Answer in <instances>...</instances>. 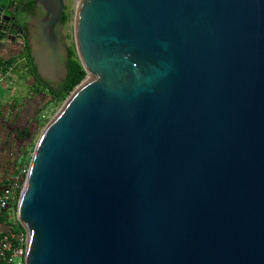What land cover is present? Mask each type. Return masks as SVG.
I'll list each match as a JSON object with an SVG mask.
<instances>
[{
  "label": "water",
  "instance_id": "water-1",
  "mask_svg": "<svg viewBox=\"0 0 264 264\" xmlns=\"http://www.w3.org/2000/svg\"><path fill=\"white\" fill-rule=\"evenodd\" d=\"M36 1L31 57L66 78L65 0ZM73 32L86 76L32 153L26 264H264V0H76Z\"/></svg>",
  "mask_w": 264,
  "mask_h": 264
},
{
  "label": "rangeland",
  "instance_id": "rangeland-1",
  "mask_svg": "<svg viewBox=\"0 0 264 264\" xmlns=\"http://www.w3.org/2000/svg\"><path fill=\"white\" fill-rule=\"evenodd\" d=\"M76 0H65L64 14L67 15L63 22V34L65 43L74 50L73 58L77 59L81 64V58L76 50L74 32H73V17L74 6ZM1 55V54H0ZM19 55V54H18ZM8 57V56H7ZM16 56L15 62L3 75V80L0 82V107H4V126L5 131H8V137L3 132L0 134V146L5 141V137L11 140L10 130L13 129V136H16V141L23 142L22 144L14 142L15 150L19 151V165L29 163L35 148L37 139L43 130L44 126L53 117L63 104L65 98H56L51 91L44 89L41 92L37 91L38 86L32 82V76L28 65ZM17 126L19 131H16ZM8 144V143H7ZM3 155L11 156L9 148L0 147ZM12 219H16V209L11 213Z\"/></svg>",
  "mask_w": 264,
  "mask_h": 264
},
{
  "label": "flooded vegetation",
  "instance_id": "flooded-vegetation-1",
  "mask_svg": "<svg viewBox=\"0 0 264 264\" xmlns=\"http://www.w3.org/2000/svg\"><path fill=\"white\" fill-rule=\"evenodd\" d=\"M47 15V10L36 0H9L6 4L0 3V54L3 57L19 56L23 62L28 59L22 55L26 50L30 53L33 51V42L41 40L44 44L43 37L39 35V20ZM63 25H57L54 29L56 32L62 33L63 43L67 46L68 54L62 53L61 60L64 65L69 67L71 48L65 43L63 34ZM19 54V55H18ZM32 58V57H31ZM33 60V58H32ZM33 64L36 67V64ZM32 82L35 86L43 87L48 91L61 89L66 78L51 80L42 78L37 71L31 74ZM13 130V129H12ZM16 131H19L17 126ZM17 137V134H16ZM2 145V144H1ZM1 147V146H0ZM15 150V147H14ZM17 150H15L16 152ZM1 152V151H0ZM13 161V157L11 159ZM10 166L12 162L9 163ZM9 167V166H7Z\"/></svg>",
  "mask_w": 264,
  "mask_h": 264
},
{
  "label": "trees",
  "instance_id": "trees-1",
  "mask_svg": "<svg viewBox=\"0 0 264 264\" xmlns=\"http://www.w3.org/2000/svg\"><path fill=\"white\" fill-rule=\"evenodd\" d=\"M9 0H0L1 4H6ZM67 18V15L64 14L62 17V21L65 22ZM75 54L74 50L71 49L70 50V60H69V75L66 79V81L63 83V87L59 90L54 89L51 90V93L53 96H55L56 98H65L67 95H69V93L74 89V87L86 76V70L84 69L83 65L75 58H73V55ZM22 55L24 57H26L28 59V62H26V64L28 65V69L30 70V73L35 74L36 73V67L33 64V60L30 56V53L26 50L25 53H22ZM15 57L14 56H9V57H3L0 55V73L4 72L7 73L8 69L13 65V63L15 62ZM42 88L38 87L37 91L41 92ZM4 107H0V134L3 132L7 135L8 137V131L5 128L6 126H4ZM13 131L12 129L10 130L9 134L11 135L10 137L12 138L11 140H8L7 137H5V141L4 143H2L1 147H7L9 148V153L11 154V156H7V155H3V152H0V173L4 172H8L9 167H7L9 165L13 157V162L14 164H18L19 161V151L20 148H18V150L15 152L14 150V142L16 141V136H13ZM20 144H22L23 142H19L16 141ZM8 143V144H7ZM17 207V203H12L11 207H3L0 208V238L6 234L9 233L10 231H15V232H19V231H23L24 227L22 226V224L17 220V219H12L11 217V213L13 212V209H16ZM0 264H7V260L2 258L0 256Z\"/></svg>",
  "mask_w": 264,
  "mask_h": 264
},
{
  "label": "built area",
  "instance_id": "built-area-1",
  "mask_svg": "<svg viewBox=\"0 0 264 264\" xmlns=\"http://www.w3.org/2000/svg\"><path fill=\"white\" fill-rule=\"evenodd\" d=\"M3 77L0 75V82ZM29 163L9 164L8 172L0 173V208L11 207L15 202L18 205L29 172ZM27 244L28 234L25 229L10 231L0 238V256L7 260V264H26Z\"/></svg>",
  "mask_w": 264,
  "mask_h": 264
},
{
  "label": "bare ground",
  "instance_id": "bare-ground-1",
  "mask_svg": "<svg viewBox=\"0 0 264 264\" xmlns=\"http://www.w3.org/2000/svg\"><path fill=\"white\" fill-rule=\"evenodd\" d=\"M90 69V68H89ZM91 70V69H90Z\"/></svg>",
  "mask_w": 264,
  "mask_h": 264
}]
</instances>
